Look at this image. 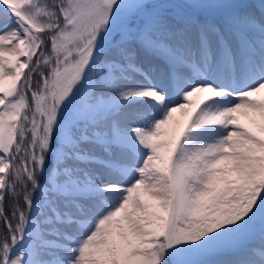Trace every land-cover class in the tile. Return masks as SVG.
I'll return each instance as SVG.
<instances>
[{
  "label": "snow or ice",
  "instance_id": "1",
  "mask_svg": "<svg viewBox=\"0 0 264 264\" xmlns=\"http://www.w3.org/2000/svg\"><path fill=\"white\" fill-rule=\"evenodd\" d=\"M0 264H264V0H0Z\"/></svg>",
  "mask_w": 264,
  "mask_h": 264
},
{
  "label": "rangeland",
  "instance_id": "2",
  "mask_svg": "<svg viewBox=\"0 0 264 264\" xmlns=\"http://www.w3.org/2000/svg\"><path fill=\"white\" fill-rule=\"evenodd\" d=\"M236 2H240V3H253L255 2L257 4V6L259 5V0H236Z\"/></svg>",
  "mask_w": 264,
  "mask_h": 264
},
{
  "label": "bare ground",
  "instance_id": "3",
  "mask_svg": "<svg viewBox=\"0 0 264 264\" xmlns=\"http://www.w3.org/2000/svg\"><path fill=\"white\" fill-rule=\"evenodd\" d=\"M241 1V0H240ZM253 3H255V2H253ZM174 115H176L177 117L179 116V113H177V114H174Z\"/></svg>",
  "mask_w": 264,
  "mask_h": 264
}]
</instances>
